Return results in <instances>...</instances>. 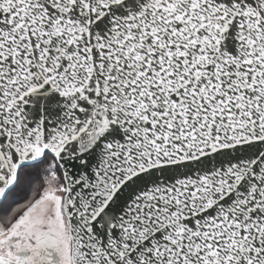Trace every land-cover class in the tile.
Wrapping results in <instances>:
<instances>
[{
  "label": "snow or ice",
  "instance_id": "6c2138e0",
  "mask_svg": "<svg viewBox=\"0 0 264 264\" xmlns=\"http://www.w3.org/2000/svg\"><path fill=\"white\" fill-rule=\"evenodd\" d=\"M0 264H264V0H0Z\"/></svg>",
  "mask_w": 264,
  "mask_h": 264
}]
</instances>
